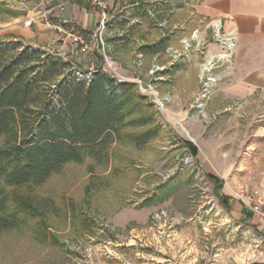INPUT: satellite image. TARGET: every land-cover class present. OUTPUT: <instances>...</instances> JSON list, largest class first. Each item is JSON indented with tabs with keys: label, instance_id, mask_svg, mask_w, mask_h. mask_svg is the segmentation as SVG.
Listing matches in <instances>:
<instances>
[{
	"label": "rangeland",
	"instance_id": "374dc122",
	"mask_svg": "<svg viewBox=\"0 0 264 264\" xmlns=\"http://www.w3.org/2000/svg\"><path fill=\"white\" fill-rule=\"evenodd\" d=\"M87 1L0 0V41L74 71L100 56L108 77L136 85L160 131L39 188L0 183L10 211L18 195L39 212L0 236V264H264V220L248 199H264V77L252 56L196 14L200 0H101L105 13Z\"/></svg>",
	"mask_w": 264,
	"mask_h": 264
},
{
	"label": "trees",
	"instance_id": "16d2710c",
	"mask_svg": "<svg viewBox=\"0 0 264 264\" xmlns=\"http://www.w3.org/2000/svg\"><path fill=\"white\" fill-rule=\"evenodd\" d=\"M94 60V70L74 71L71 61L0 41V183L39 188L67 164L104 162L115 142L128 138L139 146L157 135L160 127L136 85L108 77L100 56ZM152 123L141 134H124ZM185 145L196 156L197 148ZM31 199L14 195L10 211L9 197L0 193V236L22 226L21 215L36 217ZM220 199L229 207L230 198Z\"/></svg>",
	"mask_w": 264,
	"mask_h": 264
},
{
	"label": "crops",
	"instance_id": "0c3cea01",
	"mask_svg": "<svg viewBox=\"0 0 264 264\" xmlns=\"http://www.w3.org/2000/svg\"><path fill=\"white\" fill-rule=\"evenodd\" d=\"M195 12L221 28L242 60L252 56L253 76L264 77V0H200Z\"/></svg>",
	"mask_w": 264,
	"mask_h": 264
},
{
	"label": "built area",
	"instance_id": "2783aa9c",
	"mask_svg": "<svg viewBox=\"0 0 264 264\" xmlns=\"http://www.w3.org/2000/svg\"><path fill=\"white\" fill-rule=\"evenodd\" d=\"M87 3L90 4L91 7L102 9L103 3L101 0H88ZM105 13V10L102 9ZM73 42L76 48H82L84 46V41L82 37L73 36ZM245 194H241V197H244ZM249 197V196H248ZM250 201L249 208L255 214L259 215L264 220V199L262 197L256 196L255 198L249 197Z\"/></svg>",
	"mask_w": 264,
	"mask_h": 264
},
{
	"label": "bare ground",
	"instance_id": "6f19581e",
	"mask_svg": "<svg viewBox=\"0 0 264 264\" xmlns=\"http://www.w3.org/2000/svg\"><path fill=\"white\" fill-rule=\"evenodd\" d=\"M29 24V22H27V25ZM224 56V55H223ZM214 58V57H213ZM212 61V60H211ZM210 61V62H211ZM182 131H183V133H184V135L187 137V138H189L190 136L188 135V133H187V131L184 129V128H182ZM189 139H191V138H189ZM191 140H193V139H191Z\"/></svg>",
	"mask_w": 264,
	"mask_h": 264
}]
</instances>
